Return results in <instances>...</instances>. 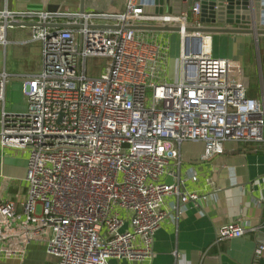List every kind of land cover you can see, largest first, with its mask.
Wrapping results in <instances>:
<instances>
[{"label": "built area", "instance_id": "1", "mask_svg": "<svg viewBox=\"0 0 264 264\" xmlns=\"http://www.w3.org/2000/svg\"><path fill=\"white\" fill-rule=\"evenodd\" d=\"M146 8L124 0L121 11L102 14L105 24L96 23L99 14H69L66 23L81 25L73 27L51 26L61 13L0 10V44L8 27L23 22L36 23L32 39L42 43L41 72L23 79L26 111H6L9 76L0 73V146L28 154L27 198L0 202L15 238L1 248L4 256L23 257L43 239L54 264H152L166 198L176 196L172 208L181 213L207 198L187 185L201 175L197 168L181 173V144L203 141L200 160L209 161L228 140L264 143V100L248 95L240 61L214 56L211 32L188 30L216 27L201 21V3L183 2L180 13ZM140 26L180 28L168 31L178 41L174 80L163 76L172 47L138 39ZM89 57L105 58L98 74L89 73ZM244 232L233 221L218 238ZM263 253L258 244L255 262Z\"/></svg>", "mask_w": 264, "mask_h": 264}, {"label": "crops", "instance_id": "2", "mask_svg": "<svg viewBox=\"0 0 264 264\" xmlns=\"http://www.w3.org/2000/svg\"><path fill=\"white\" fill-rule=\"evenodd\" d=\"M61 13L57 23H66L69 14L81 12V0H0V10ZM124 0H85V12L99 14L96 23L109 22L102 14L119 12ZM35 23V22H32ZM216 27H248L243 24H215ZM148 41L168 44L177 34L168 31H145ZM211 52L216 57L233 58L240 61L244 76L250 85L247 93L264 100V66L261 63V40L253 33H211ZM262 38V39H261ZM264 43V41H262ZM177 47H172L174 51ZM171 50V51H172ZM42 70V43L32 39L31 26L15 25L7 28L6 43L0 44V73H6L5 109L11 113L27 110V98L23 93V79ZM246 79V77H245ZM255 80V83H252ZM203 141H185L180 146L181 173L188 168H197L201 175L196 181L189 180L190 189L206 193L201 200V210L194 203L184 205L183 212L175 211L176 196H169L165 209L169 215L157 230L154 241L155 255L152 264H264V253L255 262V248L264 244V143L228 140L225 152L209 161L200 160L204 151ZM26 151L0 146V202L27 198ZM10 178L9 182L5 178ZM210 177L213 185L206 178ZM18 210L21 206L18 205ZM233 221H240L245 232L240 237L218 238V229ZM15 244V238L2 223L0 217V264H54L58 257L47 251L43 239L31 241L23 257L4 256L2 247ZM108 264H147V262L110 258Z\"/></svg>", "mask_w": 264, "mask_h": 264}, {"label": "water", "instance_id": "3", "mask_svg": "<svg viewBox=\"0 0 264 264\" xmlns=\"http://www.w3.org/2000/svg\"><path fill=\"white\" fill-rule=\"evenodd\" d=\"M147 4V10L162 14L168 7L169 11L180 13L183 2H187L188 6H192L194 2L201 3V21L212 24H243L248 27H199L189 28V31H208V32H230V33H253L256 38L260 34H264V28L258 25H264V0H141ZM81 12L85 10V0H81ZM36 23L23 22L14 23L19 26H32ZM81 26L62 23L60 27ZM143 30L155 31H174L179 27L170 26H140ZM200 41V37L198 38Z\"/></svg>", "mask_w": 264, "mask_h": 264}, {"label": "rangeland", "instance_id": "4", "mask_svg": "<svg viewBox=\"0 0 264 264\" xmlns=\"http://www.w3.org/2000/svg\"><path fill=\"white\" fill-rule=\"evenodd\" d=\"M137 38L140 40H147L149 39V35L147 34V32L143 31V30H139L137 31ZM262 39V38H261ZM264 41V39L261 40V48H259V52L261 53V63L264 66V43L262 42ZM177 36L175 35L174 38H172V41L169 44L170 47H177ZM177 51L176 49H174V51L172 50L170 52V59H169V69H167V72L165 71L163 73V76L167 75L168 76V80H174L175 79V75L177 76L178 73V62H177ZM105 64V58H101V57H89L87 59V67L89 69V73L93 74V73H99L103 66ZM93 71V72H91ZM246 85H248L250 83V79L249 76L247 74H245L244 78ZM164 80L166 79L165 77H163ZM252 83H255V80H253ZM251 85V84H250ZM248 85V87L250 86Z\"/></svg>", "mask_w": 264, "mask_h": 264}, {"label": "bare ground", "instance_id": "5", "mask_svg": "<svg viewBox=\"0 0 264 264\" xmlns=\"http://www.w3.org/2000/svg\"><path fill=\"white\" fill-rule=\"evenodd\" d=\"M205 44H206V45H209V41H208V40H206V41H205Z\"/></svg>", "mask_w": 264, "mask_h": 264}]
</instances>
